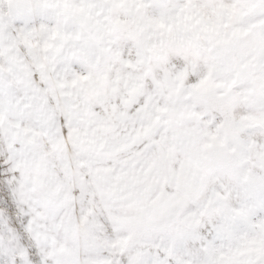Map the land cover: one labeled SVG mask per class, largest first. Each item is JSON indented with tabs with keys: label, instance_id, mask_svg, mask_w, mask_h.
Returning <instances> with one entry per match:
<instances>
[{
	"label": "snow or ice",
	"instance_id": "1",
	"mask_svg": "<svg viewBox=\"0 0 264 264\" xmlns=\"http://www.w3.org/2000/svg\"><path fill=\"white\" fill-rule=\"evenodd\" d=\"M0 264H264V0H0Z\"/></svg>",
	"mask_w": 264,
	"mask_h": 264
}]
</instances>
